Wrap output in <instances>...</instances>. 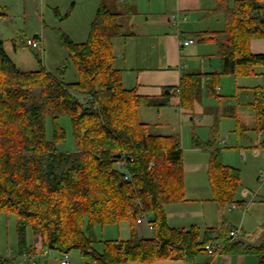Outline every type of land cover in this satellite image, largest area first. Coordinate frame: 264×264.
I'll list each match as a JSON object with an SVG mask.
<instances>
[{"label": "trees", "instance_id": "1", "mask_svg": "<svg viewBox=\"0 0 264 264\" xmlns=\"http://www.w3.org/2000/svg\"><path fill=\"white\" fill-rule=\"evenodd\" d=\"M214 2L210 13L223 16V29L195 35L198 42L215 45L220 61L218 72L203 76L206 95L221 97L216 87L222 75L262 76L261 84L251 89L249 107L255 117L253 130L263 134L258 146L264 148V54L249 48L251 39L264 38V0ZM119 16L100 5L84 42L61 35L77 73L72 83L43 69L20 70L0 40V215L16 217L20 256L40 257L43 250L62 256L78 250L93 264L169 258L189 264L211 243L206 232L199 238L195 226L174 229L166 223L164 206L184 200L179 136L151 133L148 124L138 120L137 109L165 107L173 92L148 97L123 87L121 70L113 67L114 40L126 37ZM201 80L196 72L181 76L178 101L184 111L192 110L199 98ZM62 116L70 120L74 151L56 148L64 140ZM46 118L52 124L51 139L45 136ZM193 145L209 154L207 176L214 200L222 207L244 208V201L234 199L239 170L220 160L217 135L205 143L194 140ZM118 162L123 163L120 169ZM142 213L153 227L151 237L106 240L100 252L93 248L96 226L121 221L132 225ZM26 228L32 232L29 244ZM229 231L222 225L221 254L248 251L264 264V239L257 246H244L229 242ZM0 264H16V258L0 257Z\"/></svg>", "mask_w": 264, "mask_h": 264}, {"label": "crops", "instance_id": "2", "mask_svg": "<svg viewBox=\"0 0 264 264\" xmlns=\"http://www.w3.org/2000/svg\"><path fill=\"white\" fill-rule=\"evenodd\" d=\"M118 1L120 0L116 1L119 6L117 7V12L119 11L131 16L129 22V27L131 29L130 33L128 35L126 34V37L118 38V40L115 39L113 44L115 47V59L113 63L118 62L119 64L117 69L121 70L122 85L123 83L126 84L123 87L126 89H134L136 94L148 97H161L164 94L166 95L169 93L167 89L173 92L176 100L171 96L169 105L153 108L159 110V114L157 113L159 119L154 123L155 128H163L162 123L166 122V118L169 114L166 109L175 106L176 108H174V111H178L180 115L185 114L190 117V115H193V110L184 111L179 106L178 85L181 76L191 70V72L200 74L202 79L201 92L197 99V101H200L203 96L206 97L203 82L204 74L218 72L220 70V61L217 55H215V45L211 42H198L195 38V35L199 32L223 29V16L221 14L210 13L215 6L214 0H159L162 3V7L157 13L159 19L154 20L149 26L144 24L140 25L135 19V15L138 13V3L134 4L129 0H122L120 4ZM172 15L177 16V25L172 24L170 20ZM147 17V19H149V16ZM183 17L187 19L183 20ZM187 39H192L193 43L185 46L179 43L180 40ZM249 48L250 52L253 54H264V38L251 39ZM192 60L195 62V69H191L190 67L191 65L189 62ZM238 78H243L245 80H240V82H238V80L233 81L235 94L230 97L229 95L222 96L216 93L221 97H212L214 103L205 108L204 113L211 116L214 115V118L223 116L236 119V124H238L237 134H242V132L248 130V126L241 120V118H244V115L251 114L255 125V117L253 111L249 107V103L253 100L251 89L261 84L262 76L257 75ZM166 90L168 91L167 93H165ZM217 90L218 86L216 87V92ZM238 95H242L243 99L239 98ZM223 97L225 98L223 99ZM231 100H233L232 102H234V104H229ZM215 103L216 105H214ZM160 111H162L161 115ZM189 119L191 120L193 117ZM255 132L257 139L256 143H253V141L249 139L251 147H248V150L251 151V153L253 151V154L258 153L259 155V151L262 150L258 144L263 134L260 131ZM222 143H225L224 140H222ZM186 149L190 148L183 147L182 169L184 171L186 167L192 170L191 173L194 177L188 183H186V181L183 182V201L166 204L164 206L167 225L174 229H189L195 226L198 230L199 238L201 239L206 232V236L211 239V242L220 240L221 227L222 225H226L230 229H240V232L233 238L234 241L244 246L259 245L264 239V228L258 230L259 226H264V220H262L264 214L253 218L254 227L252 229V226L246 225L247 219L245 222H242L247 215L250 205L246 204L244 208L228 205L226 209L229 214L227 216L230 218L232 211H237L235 215L236 217L237 215L239 216L237 218L234 217L232 221L224 222L220 226L221 223L219 222L220 218L218 213H220L221 210L215 205L216 202L214 201L212 192L211 194L208 192L210 188L207 187L204 181L200 184L197 181V178L200 176H197V171H199L198 174H201V171L206 172L207 163L204 162L199 164V161L186 163L184 157V150ZM192 149L191 152L194 153L200 150V148ZM201 150L202 152H206L203 149ZM239 154L243 155V149L239 148ZM186 190L189 191L188 194L185 193ZM242 194L243 197H247L250 193L245 189ZM207 195H209V197H206ZM254 199V197H251V202H253ZM258 204L264 205V199L260 200ZM124 222L127 221H121L118 224L96 226L93 231V244L97 241L98 232L101 234L102 238H100V240L102 243L106 240H127L131 237H151L152 233L147 229L144 223L137 224L135 222L131 225L127 222V226H122ZM122 234L124 236L121 238L120 236ZM95 250L98 251L97 249ZM40 258L43 257H31L26 258V260L28 264H31V261H34V264H36L37 260ZM74 260L79 259L75 258ZM82 261L79 264H93L92 262L89 263V261ZM68 264H70V262ZM126 264L187 263L182 258H169L152 262L129 261ZM189 264H258V258L256 254L248 251L222 253L216 257L203 253L194 257Z\"/></svg>", "mask_w": 264, "mask_h": 264}, {"label": "rangeland", "instance_id": "3", "mask_svg": "<svg viewBox=\"0 0 264 264\" xmlns=\"http://www.w3.org/2000/svg\"><path fill=\"white\" fill-rule=\"evenodd\" d=\"M116 1L0 0V40L3 42L4 51L10 60L22 71L43 69L54 78L66 83H72L77 80V73L72 63L68 60L67 50L62 45L61 35L65 34L75 43L84 42L88 37L89 27L96 9L100 5H104L110 11L117 12V7L119 6ZM121 1L118 2L121 4ZM129 1L134 4L138 3V13L135 15L138 24L149 26L154 20L159 19L157 13L162 7V3L159 0ZM119 13L118 21L122 24L120 32L128 35L131 31L129 27L131 16L122 12ZM147 16H149V19H147ZM35 36L41 38V50L32 49L25 44L27 38ZM118 38L116 39L118 40ZM189 63L191 69H195L194 60ZM118 65V62L113 63L114 68H118ZM234 80L240 82V80L245 79L230 75L220 76L216 93L232 97L231 95L235 94ZM125 85L123 83V86ZM204 93H206L205 88ZM172 97L176 98L175 95H172ZM238 97L243 99L242 95H238ZM232 101L229 104H234ZM212 103H214L212 98L207 95L206 97L203 96L200 101H195L192 108L193 115H190V117H193L191 120L189 116L185 114L180 115L178 111H174L176 106L166 109L169 114L166 122L162 123V129L154 127V123L159 119L157 116L159 110L157 109L139 107L137 109V118L141 122L148 123V130L151 133L178 135L181 149L183 150V147L190 148L184 150L186 163L199 161V164L205 162L208 165L209 154L207 152H202L201 149L196 153L191 152L192 148H197L194 147L193 141L197 140L205 143L215 133L219 139L220 160L223 164L239 170L240 187L237 189L234 199H242L246 204L250 205L247 215L242 222H245L247 219V224H245L252 226L253 229V218L264 214V205L258 204L260 200L264 199V148H261L262 151H259V155L258 153L253 154V151L251 153L248 150V147H251L249 139L253 143H256L257 140L256 132L253 130L254 123L251 114L244 115V118H241L248 126V130L242 132V134H237L238 124H236V119L223 116L214 118V115L211 116L204 113V109ZM161 114L162 111H160ZM59 125L64 131V140L56 143V148L59 151H74L76 146L69 118L67 116L60 117ZM45 136L47 139H51L52 137V124L49 118L45 119ZM222 140L225 143H222ZM239 148L243 149V155L239 154ZM184 171L183 182L186 181L188 183L194 175L191 173L192 170L186 167ZM198 172L197 176L200 175L197 178L198 183L200 184L204 181L207 187L210 188L207 171H201V174H198ZM245 189L250 193L247 197H243L242 194ZM210 190L208 189V192L211 194L212 191ZM185 193L188 194L189 191L186 190ZM206 197H209V195ZM251 197L255 198L253 202H251ZM215 205L221 210L218 213L220 226L224 222L232 221L236 217L237 211H232L230 218L227 216L229 214L226 209L228 205L222 207L217 202ZM262 220H264V217ZM122 226H127V222L122 223ZM261 228H264V226H259L258 230ZM123 236L122 234L120 237L122 238ZM24 238L27 244L32 242L30 228H26ZM100 238L102 237L98 232L97 241L93 244V247L98 251L102 250ZM0 257H15L16 264H28L26 258L20 256L18 253L17 221L13 214L2 213L0 215ZM67 257L70 264H79L82 260L91 262L89 258L81 259L82 257L78 250L70 251ZM61 258V254L49 251L47 256L37 260L36 264H59ZM75 258L79 260H74Z\"/></svg>", "mask_w": 264, "mask_h": 264}, {"label": "built area", "instance_id": "4", "mask_svg": "<svg viewBox=\"0 0 264 264\" xmlns=\"http://www.w3.org/2000/svg\"><path fill=\"white\" fill-rule=\"evenodd\" d=\"M186 17H183V20H186ZM170 20L172 22V24L177 25L178 24V19L177 16L172 15L170 17ZM179 43L183 46L185 45H189L191 43H193L192 39H187V40H180ZM25 44L27 46H29L32 49H36V50H41L42 49V41L40 37H31V38H27ZM123 167V163L118 162L116 164V168L120 169ZM127 179V177H125ZM264 180V177H263ZM253 198V197H252ZM137 224H141L144 223L147 227V229L152 233L153 231V227L150 224L149 220H148V216L145 213H142L136 220ZM240 232L239 228H232L229 231V242L233 240L234 237H236V235ZM223 248V244L220 240H216V241H212L211 243H208L206 245H204V251L206 254L212 256V257H216L218 255L221 254V250ZM49 253V250H43L42 253L39 255L40 257H46L47 254ZM68 257L67 254L62 255V258L59 260V264H68ZM31 264H34V261H31Z\"/></svg>", "mask_w": 264, "mask_h": 264}, {"label": "water", "instance_id": "5", "mask_svg": "<svg viewBox=\"0 0 264 264\" xmlns=\"http://www.w3.org/2000/svg\"><path fill=\"white\" fill-rule=\"evenodd\" d=\"M168 91L166 90L165 93H167Z\"/></svg>", "mask_w": 264, "mask_h": 264}]
</instances>
